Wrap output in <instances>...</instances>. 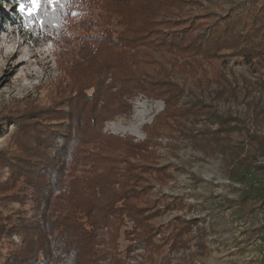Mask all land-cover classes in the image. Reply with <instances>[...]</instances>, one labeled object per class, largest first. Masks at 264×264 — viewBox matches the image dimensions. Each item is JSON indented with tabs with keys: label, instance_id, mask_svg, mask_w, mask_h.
I'll list each match as a JSON object with an SVG mask.
<instances>
[{
	"label": "rangeland",
	"instance_id": "obj_1",
	"mask_svg": "<svg viewBox=\"0 0 264 264\" xmlns=\"http://www.w3.org/2000/svg\"><path fill=\"white\" fill-rule=\"evenodd\" d=\"M107 2L73 0L71 14L50 30L39 17L45 7L30 16L20 11L23 1L0 0V264L48 260L71 223L60 217L52 232L58 215L75 211L83 222L87 214L103 222L101 207L119 199L114 192L126 191L129 204L148 216L151 239L127 213L116 233L109 226L96 230L97 247L114 239L125 264H264L263 205L255 199L238 206L254 180L264 184V57L247 64L239 53L218 56L210 48L206 57L186 53L163 63L158 76L153 51L138 60L164 97L137 92L118 106L110 91L88 98L95 86L102 88L100 78L130 69L121 66L125 52L113 49L104 33L111 12L99 4ZM162 4L159 9L192 21L198 32L221 23L233 5L264 16V0ZM245 18L246 31L254 18ZM158 28L165 32L172 25ZM115 64L120 66L110 69ZM179 86L184 93L178 97ZM142 107L148 114L137 129ZM234 119L240 122L222 123ZM49 134L66 140L61 154L39 145ZM136 143L145 146L129 151ZM38 148L54 173L23 164L37 160ZM41 189L47 196L39 200ZM188 225L184 242L172 248V231Z\"/></svg>",
	"mask_w": 264,
	"mask_h": 264
},
{
	"label": "trees",
	"instance_id": "obj_2",
	"mask_svg": "<svg viewBox=\"0 0 264 264\" xmlns=\"http://www.w3.org/2000/svg\"><path fill=\"white\" fill-rule=\"evenodd\" d=\"M21 1L24 3L27 2V0ZM72 1L73 0H61L63 6H45L42 10L43 13L39 16L42 25L46 28H50V30L58 29L63 24V21L71 14ZM174 1L175 0H117L115 3L109 0L104 6H100L99 4L101 9L111 12L110 16H107V28L106 32H104L106 37H108L109 44L113 49L125 52L126 57L121 66L125 65L126 67H130V69L127 74L121 77H119V74L118 76L110 74L109 77L105 76L103 79L100 78L97 84H101L102 88L98 89V85L95 86V92L86 95L88 98H97L102 91H110L111 99L115 102L116 106H118L124 103V99L125 101L127 99L134 100V96L137 92H141L147 97H164L162 91H159L156 87H151L152 82L149 80L155 78L154 76L152 77L150 72L143 71L140 67V64L143 62L142 60H138V58H146V56L153 51H158L157 57L159 60L156 59V61L153 59V62L160 66V68L153 70L154 74L158 76L162 74L161 66L163 63H171L172 59H174L176 63L178 55L184 56L186 53L187 55L191 54L206 57V49L208 50L210 48H215L212 54L216 53L218 56H224L227 51H230L232 54L239 53L247 64L252 63L255 59L264 57V16L262 19H257L254 17L253 11L249 12L246 10V13V11L243 10L239 12L241 10L240 8L243 6L242 4L233 5L230 12L223 18L221 23L212 27L210 25L208 29L198 32L192 21L187 22L177 14H173L167 10H161L157 6V3H163L162 5L168 3L169 5L170 2L174 3ZM249 15L252 19L254 18V24L256 25L252 24L251 26H253V28H248L245 31V17ZM112 23H115V25H112ZM162 24L172 25L171 30L163 32V30L158 28V26ZM176 27H178V29ZM191 39L196 42H193ZM223 49H225L226 52H221ZM168 53L170 55L167 57L166 55ZM82 56L88 57V55L85 56V54ZM116 65L117 67L120 66V64H115L110 66V69L116 68ZM134 67L137 68V70H134ZM107 80H109V83L106 85L105 83ZM178 92L179 94L176 95L179 97L184 93L183 88L179 86ZM166 99V102H168L169 98ZM184 108L189 109L188 103ZM115 114H122V112L117 111ZM227 122L239 123L240 121L236 119L222 120L223 124ZM48 137L49 138H40L42 140L39 145L55 146V148L57 147L59 149L53 148V150H58V155L61 154L62 145L65 144L64 142L66 140L62 137H57L55 139L52 137V134H49ZM251 137L255 139V136ZM258 141L261 145L263 144L262 139ZM59 143L61 144L59 145ZM143 145L144 144L141 143L131 144L129 151H131V148L137 151L140 148H144L145 145ZM39 149L40 148L37 149V153L34 152L36 153L35 157L37 160L33 161L32 158H30L24 160L23 164H26V162L27 164L28 162H33L32 166L29 168L32 171L41 170L49 172L51 170L50 174L54 173L55 171L53 172L50 161L46 163L42 162L45 158L46 151ZM56 163H59V161ZM27 167H29V165ZM251 188L252 190L245 193L239 200V208L248 206L249 202L255 199L260 201L264 208V184L262 185L260 180H254ZM43 189L38 191L39 200L47 196V193ZM128 193L130 192L113 193V196L119 197V199L109 202L103 206V208L101 207V209L105 211L103 222L97 219L89 220V217L91 218L90 214L86 216L87 222H83L81 215H77L75 211L68 213L65 209L67 214L62 216L58 215L56 217L55 222L53 221L51 224V231L58 230V228L55 227V223L60 220V217H62L63 220L70 219L71 223L69 227L67 226L64 228L66 231L62 233L61 240L57 241V247L54 251L56 254L51 255L48 252L50 255L48 260L43 261L41 264H101L100 262H102V264H125L120 254L114 252L116 251L114 239L107 247H97L99 241L96 230L97 227L101 229V226L102 228L109 226V231L111 233H116V224H118V220L121 219V215L127 213L131 219L133 218L134 224L142 229V234L145 239H151L150 231H148L147 228L148 216L141 214L143 211L141 208L129 204L128 200L130 195ZM121 200L125 201V203L118 205V201ZM233 203L235 202H229L228 207H232ZM29 225L30 223H27V227L34 229L33 224ZM23 226H25L24 223H22V225H16V233L22 234ZM172 232L174 241L172 248L179 247L182 243L181 239H183L184 242V236L189 232V225L183 226L176 232ZM51 261H53V263H51Z\"/></svg>",
	"mask_w": 264,
	"mask_h": 264
},
{
	"label": "snow or ice",
	"instance_id": "obj_3",
	"mask_svg": "<svg viewBox=\"0 0 264 264\" xmlns=\"http://www.w3.org/2000/svg\"><path fill=\"white\" fill-rule=\"evenodd\" d=\"M48 5L53 7L56 5L63 6L61 0H28L27 5L25 3H20L19 8L21 12H24L27 9L28 14L31 16L33 13H38L42 7Z\"/></svg>",
	"mask_w": 264,
	"mask_h": 264
},
{
	"label": "bare ground",
	"instance_id": "obj_4",
	"mask_svg": "<svg viewBox=\"0 0 264 264\" xmlns=\"http://www.w3.org/2000/svg\"><path fill=\"white\" fill-rule=\"evenodd\" d=\"M144 107H142V110H144V111H139V113H137L136 114V119L138 120V121H140L136 126H135V128H137V129H139V127H140V125L142 124V121H143V119H144V117H146V115L148 114L146 111H145V109H143Z\"/></svg>",
	"mask_w": 264,
	"mask_h": 264
}]
</instances>
